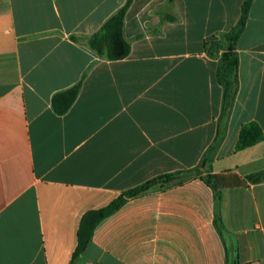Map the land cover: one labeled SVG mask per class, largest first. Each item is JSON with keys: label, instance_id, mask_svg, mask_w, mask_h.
Returning a JSON list of instances; mask_svg holds the SVG:
<instances>
[{"label": "crops", "instance_id": "0c3cea01", "mask_svg": "<svg viewBox=\"0 0 264 264\" xmlns=\"http://www.w3.org/2000/svg\"><path fill=\"white\" fill-rule=\"evenodd\" d=\"M126 1L0 0V264H71L85 214L197 168L100 221L77 264H264V140L236 149L243 124L264 133V0L237 44L214 154L223 87L205 43L237 25L243 0H133L130 55L106 60L89 40ZM81 81L56 114L53 97Z\"/></svg>", "mask_w": 264, "mask_h": 264}, {"label": "trees", "instance_id": "16d2710c", "mask_svg": "<svg viewBox=\"0 0 264 264\" xmlns=\"http://www.w3.org/2000/svg\"><path fill=\"white\" fill-rule=\"evenodd\" d=\"M133 0H127L125 5L114 14L89 40L90 47L101 57L110 61H118L127 58L131 52V44L126 39L124 33L125 19ZM254 0H243L241 7V17L235 27L228 33L220 35L218 38L205 43V51L210 56L218 58L217 81L223 87V104L220 124L217 131V137L209 150L214 154L222 142L226 132V122L231 114L234 103L239 93L240 79L239 66L240 59L237 52L238 41L243 34L250 10ZM169 9L173 8V0H168ZM142 36V35H141ZM140 36V37H141ZM82 88V81L73 88L56 94L52 99V108L58 115L66 114L76 102ZM264 140V133L261 127L250 122L243 124L240 130L237 150L246 149L256 145ZM199 173V168L189 171H178L156 177L146 183L125 191L109 206L90 211L85 214L81 220L78 231V246L73 256L71 264H77V260L84 253L92 241V236L96 226L104 218L118 210L128 199L135 198L156 188H165L174 183L188 179ZM206 181L212 186L211 177ZM216 195V225L222 230V220L219 213V193L214 188ZM229 264V263H228ZM236 264V263H233Z\"/></svg>", "mask_w": 264, "mask_h": 264}]
</instances>
